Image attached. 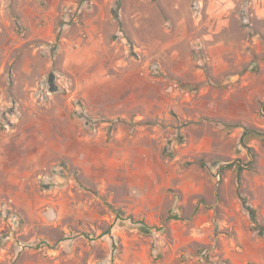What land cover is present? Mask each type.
<instances>
[{"label": "rangeland", "instance_id": "rangeland-1", "mask_svg": "<svg viewBox=\"0 0 264 264\" xmlns=\"http://www.w3.org/2000/svg\"><path fill=\"white\" fill-rule=\"evenodd\" d=\"M0 264H264V0H0Z\"/></svg>", "mask_w": 264, "mask_h": 264}, {"label": "trees", "instance_id": "trees-1", "mask_svg": "<svg viewBox=\"0 0 264 264\" xmlns=\"http://www.w3.org/2000/svg\"><path fill=\"white\" fill-rule=\"evenodd\" d=\"M250 132H246V134H249ZM244 168H241L240 170L242 171ZM244 207L250 212L251 214V217H252V220L254 223H256V215L254 213L253 210H251L246 204H244ZM150 228L147 227V226H144V228H142L143 231H148ZM107 233H110V230L107 232Z\"/></svg>", "mask_w": 264, "mask_h": 264}]
</instances>
